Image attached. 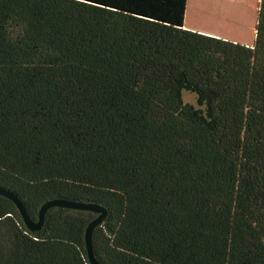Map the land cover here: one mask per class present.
<instances>
[{"label":"trees","instance_id":"1","mask_svg":"<svg viewBox=\"0 0 264 264\" xmlns=\"http://www.w3.org/2000/svg\"><path fill=\"white\" fill-rule=\"evenodd\" d=\"M187 2L0 0V187L105 207L101 264H264V0L251 46ZM97 216L0 195V264H90Z\"/></svg>","mask_w":264,"mask_h":264},{"label":"crops","instance_id":"2","mask_svg":"<svg viewBox=\"0 0 264 264\" xmlns=\"http://www.w3.org/2000/svg\"><path fill=\"white\" fill-rule=\"evenodd\" d=\"M242 2L244 0H188L184 28L251 46L256 35L260 0L245 1L252 6L251 20L246 21L242 11L237 13V20H233L229 6H239ZM228 26L235 28L234 35Z\"/></svg>","mask_w":264,"mask_h":264},{"label":"water","instance_id":"3","mask_svg":"<svg viewBox=\"0 0 264 264\" xmlns=\"http://www.w3.org/2000/svg\"><path fill=\"white\" fill-rule=\"evenodd\" d=\"M0 195L13 201L23 218L25 225L31 231H38L42 228L45 222L46 213L49 209L53 207H62L80 211H91L93 213L98 214V216L88 224L85 238L90 264H101L94 254L93 233L95 228L100 225L108 215V211L105 207L95 203H83L66 199H51L45 202L40 208L38 220H33L30 214L28 213L26 206L16 194L9 190H6L5 188L0 187Z\"/></svg>","mask_w":264,"mask_h":264},{"label":"rangeland","instance_id":"4","mask_svg":"<svg viewBox=\"0 0 264 264\" xmlns=\"http://www.w3.org/2000/svg\"><path fill=\"white\" fill-rule=\"evenodd\" d=\"M249 1H251V0H249ZM229 7L234 8L236 10L238 9V8H236V6L235 7L234 6H229ZM227 15H229V14H227ZM233 29L235 30V28H233ZM183 97H184L185 102L192 103V104H194L195 106L198 107L197 102H196V95L195 94H193V93H191L189 91H184Z\"/></svg>","mask_w":264,"mask_h":264}]
</instances>
